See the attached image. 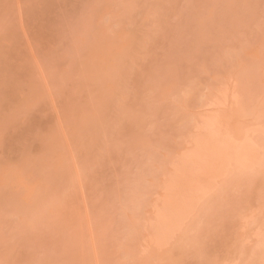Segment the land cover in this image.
<instances>
[{
	"label": "rangeland",
	"instance_id": "rangeland-1",
	"mask_svg": "<svg viewBox=\"0 0 264 264\" xmlns=\"http://www.w3.org/2000/svg\"><path fill=\"white\" fill-rule=\"evenodd\" d=\"M0 264H264V0H0Z\"/></svg>",
	"mask_w": 264,
	"mask_h": 264
},
{
	"label": "bare ground",
	"instance_id": "bare-ground-1",
	"mask_svg": "<svg viewBox=\"0 0 264 264\" xmlns=\"http://www.w3.org/2000/svg\"><path fill=\"white\" fill-rule=\"evenodd\" d=\"M238 149H239V147H238ZM236 150H237V149H236ZM239 150H240L239 153L242 154V152H241L242 149H239ZM247 152H248V151H247ZM239 153H238V154H239ZM236 154H237V153H236ZM238 154H237V156H239ZM247 154H248V153H246L245 155L247 156V159H248L249 155H247ZM242 155L244 156V154H242ZM242 155H240L239 157H241ZM239 157H237L238 160L240 159ZM245 158H246V157L244 156V157H243V160H244ZM241 159H242V157H241ZM245 160H246V159H245ZM245 160H244V161H245ZM240 161H242V160H240ZM240 161H239V162H240ZM244 161H243V163H242V162H240V163L238 162V163H239V164H241V163H242V164H245V165H243V166L241 165L242 167H244V166H246V165L248 164V162H247V163H244ZM245 162H246V161H245ZM15 181H16L17 184H20V183H21L20 180H19V178H18V179H17V178L14 179L13 182H15ZM202 192L205 193L204 191H202ZM199 193H200V192H199Z\"/></svg>",
	"mask_w": 264,
	"mask_h": 264
}]
</instances>
